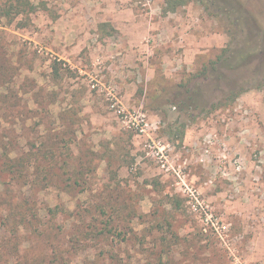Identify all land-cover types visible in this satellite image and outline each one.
Instances as JSON below:
<instances>
[{
  "label": "rangeland",
  "instance_id": "374dc122",
  "mask_svg": "<svg viewBox=\"0 0 264 264\" xmlns=\"http://www.w3.org/2000/svg\"><path fill=\"white\" fill-rule=\"evenodd\" d=\"M32 1L0 19V264H264V88L165 101L264 0Z\"/></svg>",
  "mask_w": 264,
  "mask_h": 264
},
{
  "label": "trees",
  "instance_id": "16d2710c",
  "mask_svg": "<svg viewBox=\"0 0 264 264\" xmlns=\"http://www.w3.org/2000/svg\"><path fill=\"white\" fill-rule=\"evenodd\" d=\"M205 0H165L164 13L175 12L179 8L187 5L190 2L206 3ZM36 4L32 0H0V19H7L9 24H12L20 16H28L35 12ZM235 38V37H234ZM255 39V37L253 38ZM234 41V39H233ZM264 52V41L255 39L253 41H245L240 47H235L229 44L219 52L215 59L204 64L200 70L188 74V77L182 82L179 87L170 93L165 101L179 108V111L184 114H191L193 110L200 109L201 113L212 112L217 107H225L234 103L237 98L243 93L250 90H262L264 88V62L259 65H254V59ZM254 68V69H253ZM55 73L60 74V67L57 64L53 65ZM211 70V72H210ZM229 73H237L240 79L232 77ZM249 73L251 76L246 77ZM234 78L233 80H231ZM213 82V91L219 90L224 92L225 102L211 104V110H207L202 100L200 101L195 94H198L205 83ZM224 85L227 86L225 91ZM195 86L197 91L190 89ZM200 98V97H199ZM195 100L197 103H195ZM196 104V105H195ZM195 106V107H194ZM182 134V133H181ZM21 162L9 160L7 163L3 161L5 168L10 169L12 173ZM77 177V175H76Z\"/></svg>",
  "mask_w": 264,
  "mask_h": 264
}]
</instances>
